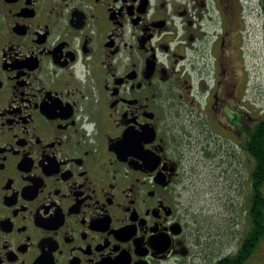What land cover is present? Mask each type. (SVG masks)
<instances>
[{
	"label": "flooded vegetation",
	"instance_id": "flooded-vegetation-1",
	"mask_svg": "<svg viewBox=\"0 0 264 264\" xmlns=\"http://www.w3.org/2000/svg\"><path fill=\"white\" fill-rule=\"evenodd\" d=\"M254 10L0 0V264H251L247 221L202 240L197 213L205 168L243 180L231 42Z\"/></svg>",
	"mask_w": 264,
	"mask_h": 264
},
{
	"label": "rangeland",
	"instance_id": "rangeland-1",
	"mask_svg": "<svg viewBox=\"0 0 264 264\" xmlns=\"http://www.w3.org/2000/svg\"><path fill=\"white\" fill-rule=\"evenodd\" d=\"M246 19L243 33L235 36L231 42V54L234 72L243 85L242 102L239 104L242 107L238 106V109L241 108L243 115L255 116L257 114L254 111L255 106L257 110L264 106V18L254 10ZM255 101L257 105H254ZM241 159L243 180H238L237 177L234 180H227L224 176L214 178L206 168L202 172L197 213L202 240L215 230L220 236L225 235L234 222L239 223L238 229L235 227L234 230H241V226L247 221V205L251 192V181L248 178L253 164L243 150ZM241 235L239 231L237 236ZM251 264H264V241L261 242Z\"/></svg>",
	"mask_w": 264,
	"mask_h": 264
},
{
	"label": "trees",
	"instance_id": "trees-1",
	"mask_svg": "<svg viewBox=\"0 0 264 264\" xmlns=\"http://www.w3.org/2000/svg\"><path fill=\"white\" fill-rule=\"evenodd\" d=\"M240 149L247 154L249 160L252 161L253 168L249 175L250 182V197L247 205V224L248 236L250 245L251 260L258 252L261 242L264 241V199H262L263 190L260 185V178L257 169L259 157L257 149L264 151V140L259 139V131L256 126L253 125L251 115H243V113L237 114ZM251 119V120H249ZM264 137V135H263ZM260 141V143H258ZM262 142V143H261ZM260 153V152H259ZM262 159L264 152L260 153Z\"/></svg>",
	"mask_w": 264,
	"mask_h": 264
}]
</instances>
